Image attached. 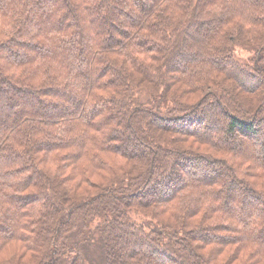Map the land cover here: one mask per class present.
<instances>
[{"label":"trees","instance_id":"16d2710c","mask_svg":"<svg viewBox=\"0 0 264 264\" xmlns=\"http://www.w3.org/2000/svg\"><path fill=\"white\" fill-rule=\"evenodd\" d=\"M0 264H264V0H0Z\"/></svg>","mask_w":264,"mask_h":264},{"label":"rangeland","instance_id":"374dc122","mask_svg":"<svg viewBox=\"0 0 264 264\" xmlns=\"http://www.w3.org/2000/svg\"><path fill=\"white\" fill-rule=\"evenodd\" d=\"M237 55H238V57H239L241 60H244V61H246V60L249 58V54L246 53V52H244V51H241V50H238V51H237ZM262 140H263V139H258V140H257L258 147H259L260 144H262ZM257 144H256V146H257Z\"/></svg>","mask_w":264,"mask_h":264}]
</instances>
